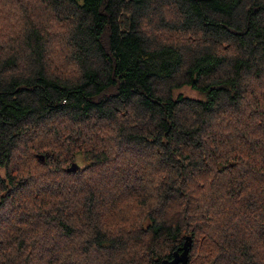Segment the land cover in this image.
<instances>
[{
	"label": "trees",
	"instance_id": "trees-1",
	"mask_svg": "<svg viewBox=\"0 0 264 264\" xmlns=\"http://www.w3.org/2000/svg\"><path fill=\"white\" fill-rule=\"evenodd\" d=\"M8 10L0 264H264V0Z\"/></svg>",
	"mask_w": 264,
	"mask_h": 264
},
{
	"label": "rangeland",
	"instance_id": "rangeland-1",
	"mask_svg": "<svg viewBox=\"0 0 264 264\" xmlns=\"http://www.w3.org/2000/svg\"><path fill=\"white\" fill-rule=\"evenodd\" d=\"M10 13H13L11 10H8L7 12H6V15H5V17L3 18V15H1L0 16V30H2V28H4V29H7V30H15L16 28H15V26H18V25H15V24H12L11 22H10V18L8 17V15L10 14ZM9 20V21H8ZM11 23V24H10ZM54 44H57V42H58V39H55L54 38ZM51 49H52V51H54L53 50V48L51 47ZM51 57H56V58H59L57 55H51ZM54 66L56 67V66H58V63H54ZM57 68V67H56ZM66 68H68L66 71H68L69 70V66H67V64H66V66H65V68L64 69H66ZM179 92H182L184 95H190V96H192V97H199V96H201L196 90H194L193 88H191L190 86H183L182 88H179V89H177L176 91H175V93L176 94H178ZM82 136V135H81ZM40 155H44V154H40ZM40 155H38V158H40ZM26 158H27V154H23V159L26 161ZM77 158H79V159H76V160H72V161H70L69 163H68V165L67 166H69V165H71L73 162H77V163H79L81 166H84L85 165V163H86V160L84 159V158H82L81 156H78ZM57 159V158H56ZM56 159H54V161H56ZM42 160V159H41ZM41 160H39V159H37V160H35L34 161V164H36V168L37 169H39V166L40 165H42L43 164V162H45V160L43 159L42 161ZM53 161V160H52ZM18 164H23L22 162H17ZM48 166L46 167V168H44V170L46 171V170H48ZM0 173H3L4 175H6V170H5V168H2V167H0ZM3 175V176H4Z\"/></svg>",
	"mask_w": 264,
	"mask_h": 264
},
{
	"label": "water",
	"instance_id": "water-1",
	"mask_svg": "<svg viewBox=\"0 0 264 264\" xmlns=\"http://www.w3.org/2000/svg\"><path fill=\"white\" fill-rule=\"evenodd\" d=\"M41 158L44 159V155H41ZM80 168V165L77 162H73L69 167V171H75ZM192 246V237L188 236L184 241L183 245L174 251L173 257L171 259H163L161 264H180L181 262L186 264L189 260V252Z\"/></svg>",
	"mask_w": 264,
	"mask_h": 264
}]
</instances>
